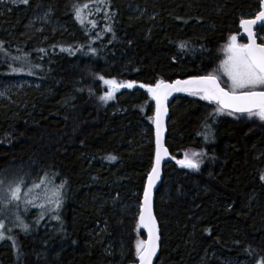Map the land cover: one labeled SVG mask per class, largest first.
Here are the masks:
<instances>
[{
    "label": "trees",
    "instance_id": "16d2710c",
    "mask_svg": "<svg viewBox=\"0 0 264 264\" xmlns=\"http://www.w3.org/2000/svg\"><path fill=\"white\" fill-rule=\"evenodd\" d=\"M84 4L81 24L75 9ZM42 9L58 27L28 28ZM259 9L260 0H3L0 80L39 85L0 98V179H47L65 192L60 218L25 222L14 243L0 244V264L135 262L154 100L138 87L105 103L100 77L152 86L217 75L228 36ZM218 107L191 93L170 104L167 147L200 167L164 166L156 264L264 261V122Z\"/></svg>",
    "mask_w": 264,
    "mask_h": 264
},
{
    "label": "snow or ice",
    "instance_id": "6c2138e0",
    "mask_svg": "<svg viewBox=\"0 0 264 264\" xmlns=\"http://www.w3.org/2000/svg\"><path fill=\"white\" fill-rule=\"evenodd\" d=\"M27 4L28 0H22ZM88 8L87 4L83 6H77L75 9L76 18L81 24L85 23L84 10ZM94 24L95 21H92ZM264 25V5L261 10L252 19H241L240 24L244 31L247 33L249 42L246 44L237 43V36L232 35L230 42L226 46L225 51L227 57L221 61L220 68L223 73L228 77L230 81V87H221L219 83V77L215 73H209L205 76H194L188 80H176L169 84L163 80L158 81L155 86L140 85L146 87L152 94V97L156 101V162L152 168V172L148 177V186L144 191V202L142 211L140 212V222L148 229L149 239L145 241H138L136 244V256L139 258V264H152V259L156 254L158 248V228L156 225L155 217L152 214L151 209V196L152 188L155 180L159 178L160 174V161L161 152H167L166 148L161 145V133L163 131L162 115L166 114V108L164 107V101L173 91H187L193 95H202V98L209 101H215L218 104V113H223L225 110H229V114L241 113L247 114L248 118H258L264 122V42L257 43L256 34L253 31V27L257 24ZM111 31V29H109ZM181 48L186 47V44L181 43ZM3 49V44L0 42V50ZM94 51V49H93ZM16 69H13L15 71ZM22 70V69H21ZM104 80L103 77H100ZM104 83L110 85L112 90L105 93L101 99L109 100L114 96L115 91L120 88H132L135 86V82L128 81L126 83H119L115 79L104 80ZM195 156L202 155L201 153L194 154ZM115 159V157H110ZM181 165L198 170L200 162L195 159H190L188 154H185L183 160L178 161ZM264 180V175L260 177ZM44 183V180L41 181ZM5 181L0 179V190L7 193V204L13 201H20L22 199V190L25 185V181L22 177L15 178L8 182L7 188H4ZM39 184L33 183L31 188H28V194L30 195L34 188H39ZM63 188L61 184L55 193V199H49V202L54 203L58 209L60 207V189ZM39 198V197H37ZM25 203H34L33 200H29L26 197ZM47 199V197H46ZM4 197L0 196V202H3ZM7 204L5 206H7ZM41 208L44 204L39 205ZM59 219V216L56 217ZM19 226L27 231L28 225L24 224L20 217L17 216ZM5 225L0 222V240L10 237L5 236ZM14 243V241H13ZM264 264V261L261 262Z\"/></svg>",
    "mask_w": 264,
    "mask_h": 264
},
{
    "label": "rangeland",
    "instance_id": "374dc122",
    "mask_svg": "<svg viewBox=\"0 0 264 264\" xmlns=\"http://www.w3.org/2000/svg\"><path fill=\"white\" fill-rule=\"evenodd\" d=\"M0 3L3 4V0H0ZM256 13V12H255ZM249 15V17L252 18V16L255 14ZM246 18L248 16H245ZM244 17V18H245ZM53 26V27H58L59 25H56V22L53 21L50 17V11L49 9H42L40 10L39 13L34 14V16L31 19L30 24L28 25V28L31 30L35 31H42L45 26ZM56 25V26H55ZM262 30V29H261ZM259 31V38L264 41V35H262V31ZM235 34H231L228 36L227 41L224 44V47L222 49L223 53V60L226 59L227 57V52L225 51L226 46L230 42L229 38ZM222 60V61H223ZM219 72H217V75L219 76V79L221 80V83L224 84V86L227 88L230 87V81L228 80V77L223 73L221 70L220 66L217 67ZM104 78V77H103ZM114 78H104V80H111ZM101 80V79H100ZM104 80H101V84L103 87V94L102 97L105 95L106 92L111 91L112 88L110 85H107L104 83ZM116 80V79H115ZM119 83H126L124 81H118ZM39 85L37 81L26 78V77H19L16 79H9V80H0V98H10L11 94L15 93L19 89H21L24 85ZM121 89V88H120ZM119 90L115 91L114 96L112 99L109 100H104L105 103H109L115 100L116 95L119 93ZM257 90H263V89H257ZM185 154L187 152L185 151L182 155L183 159L185 158ZM190 159L195 158L192 157L191 155L189 156ZM5 181L4 188H7L8 182L12 181L10 179H3ZM42 181V180H41ZM39 181V188H34L32 193L29 195L28 194V188H31L32 185H24L23 190H22V199L20 201H13L10 204H7V193L3 190H0V196L4 197L3 202H0V222H3L5 225V236L10 237L13 241L12 235L16 232V229H19V221L17 220V216L20 217V220H22L25 224V222H29L28 220H42L46 215H51L54 220H56V217L61 216V212L63 209L64 205V192H65V186H63L62 189H60V207L57 209L55 207L54 203L49 202V199H55V193L57 188L59 187L56 184H52L47 179H44V183H41ZM27 198L29 200H33L34 203L26 204L25 199ZM39 197V198H37ZM47 197V199H46ZM7 204V206H5ZM44 204V207L41 208L39 205ZM37 215L34 217L33 215ZM11 239H4V240H11ZM0 240V244L4 241ZM231 264H245V263H240L237 261L232 262Z\"/></svg>",
    "mask_w": 264,
    "mask_h": 264
},
{
    "label": "water",
    "instance_id": "95a60500",
    "mask_svg": "<svg viewBox=\"0 0 264 264\" xmlns=\"http://www.w3.org/2000/svg\"><path fill=\"white\" fill-rule=\"evenodd\" d=\"M262 5H264V0H260V9L259 11L261 10L262 8ZM255 17V16H254ZM252 17V18H254ZM252 18H245V19H252ZM240 30H241V36L244 37L246 40H247V43L249 42L248 40V37H247V33L244 31V29L241 27V24H240ZM261 27H264V25L262 24H257L256 26L253 27V31L255 32L256 34V38H257V29L258 28H261ZM257 43H259V39L257 38ZM200 76H205V75H200ZM191 77H194V76H190V77H186V78H177V79H174L172 81L170 80H166L165 82L166 83H173L174 81L176 80H188L190 79ZM220 83V81H219ZM221 85V83H220ZM152 86H155V85H152ZM138 87H141L140 85H138L137 83H135V86L132 87V88H122V89H129V90H133V89H136ZM221 87H223L221 85ZM141 88H144L145 90L148 91V89L146 87H141ZM149 92V91H148ZM150 93V92H149ZM189 94L190 92H187V91H180V92H177V91H173L166 99V101H164V107L166 108V114L162 115V124H163V131L161 133V137H160V140H161V145L163 148H166L167 149V152H161V161H160V174H159V178L157 180H155L154 182V186L152 188V196H151V209H152V214L154 215L155 217V221H156V225H157V228H158V235H159V241H158V248H157V251H156V254L155 256L153 257L152 259V264H156V261L157 259L159 258V255H160V251H161V243H162V237H161V234H160V227H159V223H158V220L156 218V215H155V211H154V201H155V194L158 190V188L161 186L162 182H163V171H164V166L167 162L173 160V161H178L176 158H174L168 147H167V135H168V123H169V119H170V104L172 103L173 99L179 95V94ZM151 94V93H150ZM152 95V94H151ZM154 100V122H153V132H154V146H155V152H154V159H153V166L152 168L155 166V162H156V124H155V118H156V101L155 99L153 98ZM215 102V101H213ZM216 103V102H215ZM229 111V110H228ZM152 172V169L149 173V175L151 174ZM148 175V177H149ZM148 177H147V181H146V184H145V188H144V191L145 189L147 188L148 186ZM143 202H144V192H143V195H142V199H141V205H140V212L142 211V206H143ZM140 217V215H139ZM138 224H139V227L140 229L143 231L144 235H145V242L149 239V234H148V229L146 227H144L141 222H140V219H138ZM130 264H139V258L137 257L136 258V261L135 262H132Z\"/></svg>",
    "mask_w": 264,
    "mask_h": 264
},
{
    "label": "flooded vegetation",
    "instance_id": "af4514ba",
    "mask_svg": "<svg viewBox=\"0 0 264 264\" xmlns=\"http://www.w3.org/2000/svg\"><path fill=\"white\" fill-rule=\"evenodd\" d=\"M258 12H259V11H257L256 13H258ZM256 13H255V14H256ZM255 14H254L252 17H254ZM245 18H246V17H245ZM247 18H251V17L248 16ZM242 19H243V18H242ZM261 29H264V27H261V28H258V29H257L258 34H259V31H260ZM261 31H262V30H261ZM262 32H263V31H262ZM262 32H261V33H262ZM262 35H263V34H262ZM258 38H259V35H258ZM246 42H247V41H246L245 38H243V37H239V36L237 37V43H239V44H246ZM259 42L261 43V42H264V41H262V40L259 38Z\"/></svg>",
    "mask_w": 264,
    "mask_h": 264
}]
</instances>
